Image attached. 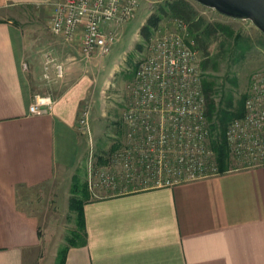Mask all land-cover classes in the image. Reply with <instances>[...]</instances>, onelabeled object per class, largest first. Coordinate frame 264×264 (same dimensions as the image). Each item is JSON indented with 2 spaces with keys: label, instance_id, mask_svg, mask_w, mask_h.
I'll use <instances>...</instances> for the list:
<instances>
[{
  "label": "crops",
  "instance_id": "crops-1",
  "mask_svg": "<svg viewBox=\"0 0 264 264\" xmlns=\"http://www.w3.org/2000/svg\"><path fill=\"white\" fill-rule=\"evenodd\" d=\"M55 1L0 0V264H53L59 242L40 230L43 215L19 206L17 197L47 183L51 198H66L67 207L85 150L76 119L96 92L90 79L71 81L65 71L50 110L28 111L31 47L11 20L13 7L48 5L51 13ZM58 38L82 58L97 55L82 52L78 36ZM82 209L85 242L68 246L63 264H264V164L90 197Z\"/></svg>",
  "mask_w": 264,
  "mask_h": 264
},
{
  "label": "built area",
  "instance_id": "built-area-1",
  "mask_svg": "<svg viewBox=\"0 0 264 264\" xmlns=\"http://www.w3.org/2000/svg\"><path fill=\"white\" fill-rule=\"evenodd\" d=\"M138 4L139 0H57L52 3L49 32L68 41L78 36L82 52L102 55L109 50L116 27L131 19ZM169 21V30L161 32L156 27L143 40V56L129 85L132 99L121 116L134 130L127 133L136 139L128 147L139 157V167L134 168L136 182L129 190L170 185L218 171L214 158H209L213 153L200 52L185 23L178 18ZM55 67L60 73L61 65ZM244 92L241 114L225 125L228 153L239 159L240 166L264 164V68L250 73ZM51 105L50 96L34 95L28 111L47 112ZM76 123L89 134L87 107L79 111Z\"/></svg>",
  "mask_w": 264,
  "mask_h": 264
},
{
  "label": "rangeland",
  "instance_id": "rangeland-1",
  "mask_svg": "<svg viewBox=\"0 0 264 264\" xmlns=\"http://www.w3.org/2000/svg\"><path fill=\"white\" fill-rule=\"evenodd\" d=\"M163 1L139 0L133 16L122 24L124 27L114 37L109 50L88 58H82L75 49L50 34L48 5L13 7L14 15L11 20L24 31L30 42L31 65L27 60L25 62L26 74L34 95L52 97L57 94L66 85L68 73L71 81L83 76L90 79L91 88L97 85L94 96L90 98L91 92L88 93L85 99L87 103H83L88 107L89 134L82 133L85 135V150L74 170L79 180L86 182L91 198L129 190L135 185L134 168L139 167V157L128 146L136 139L127 135L128 131L134 130L122 121L121 116L128 102H131L129 85L144 51L138 29L147 15ZM188 1L206 21L220 22L228 27L226 32L209 43V62L200 70L201 78L223 83L230 88L232 100H237L246 89L250 73L264 68V34L248 19L229 18L193 0ZM169 19L163 16L158 23L157 28L161 32L171 28ZM213 61L215 63L212 66ZM56 64L61 65L60 73L56 71ZM65 71L68 73L65 74ZM231 77L235 78L234 85L226 81V78ZM83 107L80 106L79 111ZM137 142L141 143L139 140ZM102 158L104 161L100 163ZM209 158L212 159L213 154L210 153ZM229 160L232 166L241 165L234 156H230ZM51 190L52 187L47 183L22 188L17 203L43 215L45 222L39 225L40 230L45 227L51 240L60 244L64 242V236L69 233L70 228L74 227V212L67 209L66 198H51Z\"/></svg>",
  "mask_w": 264,
  "mask_h": 264
},
{
  "label": "trees",
  "instance_id": "trees-1",
  "mask_svg": "<svg viewBox=\"0 0 264 264\" xmlns=\"http://www.w3.org/2000/svg\"><path fill=\"white\" fill-rule=\"evenodd\" d=\"M163 16L178 18L185 23L188 36L193 40V46L201 53L199 66L204 69L209 62L207 55L209 43L226 32L228 27L220 22L206 21L188 0H164L147 15L139 27L137 33L142 40H145L158 26ZM136 45L139 46V43ZM233 59L235 60L236 57ZM214 63L215 61L212 62V66ZM226 81L230 85L235 84V78H226ZM201 84L205 99V117L208 122L209 147L213 153L217 170H224L230 166V156L224 135L225 125L231 118L241 114L245 92L233 101L230 88L224 86L223 83L201 78ZM103 161L102 158L99 162ZM89 198L86 182L80 181L77 173L73 172L69 184L67 209L74 212V227L70 228L69 233L64 236V242L58 245L53 264H63L68 246L85 242L82 205Z\"/></svg>",
  "mask_w": 264,
  "mask_h": 264
},
{
  "label": "water",
  "instance_id": "water-1",
  "mask_svg": "<svg viewBox=\"0 0 264 264\" xmlns=\"http://www.w3.org/2000/svg\"><path fill=\"white\" fill-rule=\"evenodd\" d=\"M214 9L219 14L234 18L248 19L264 34V0H193Z\"/></svg>",
  "mask_w": 264,
  "mask_h": 264
}]
</instances>
